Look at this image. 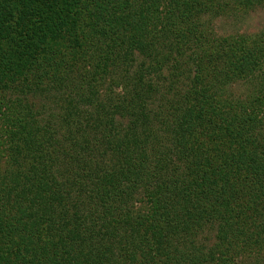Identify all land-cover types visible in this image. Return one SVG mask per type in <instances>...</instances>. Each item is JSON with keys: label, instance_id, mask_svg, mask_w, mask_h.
Segmentation results:
<instances>
[{"label": "trees", "instance_id": "16d2710c", "mask_svg": "<svg viewBox=\"0 0 264 264\" xmlns=\"http://www.w3.org/2000/svg\"><path fill=\"white\" fill-rule=\"evenodd\" d=\"M262 8L0 0V264H264Z\"/></svg>", "mask_w": 264, "mask_h": 264}, {"label": "rangeland", "instance_id": "374dc122", "mask_svg": "<svg viewBox=\"0 0 264 264\" xmlns=\"http://www.w3.org/2000/svg\"><path fill=\"white\" fill-rule=\"evenodd\" d=\"M211 29L214 34L219 38H233V37H258L264 38V8L256 9L250 12L235 11L222 17H217L210 21ZM241 83L231 89V94L234 99L244 100L245 96L253 93L252 87L258 92L257 81L249 83ZM260 92V91H259ZM5 127L3 122L0 121V149L5 153L6 147L4 145L3 134ZM212 239V234L210 235ZM264 259V254L260 257ZM238 261L239 258L235 260Z\"/></svg>", "mask_w": 264, "mask_h": 264}]
</instances>
